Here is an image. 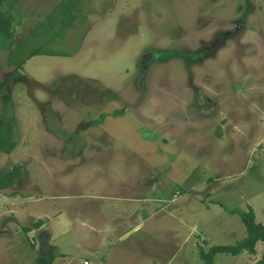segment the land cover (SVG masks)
I'll return each mask as SVG.
<instances>
[{
    "label": "rangeland",
    "instance_id": "374dc122",
    "mask_svg": "<svg viewBox=\"0 0 264 264\" xmlns=\"http://www.w3.org/2000/svg\"><path fill=\"white\" fill-rule=\"evenodd\" d=\"M7 15L0 131L15 147L0 172L19 171L0 191L4 264H35L40 233L54 264H205L247 237L232 211L264 225V0H21ZM113 196L148 219L120 241L85 211Z\"/></svg>",
    "mask_w": 264,
    "mask_h": 264
},
{
    "label": "trees",
    "instance_id": "16d2710c",
    "mask_svg": "<svg viewBox=\"0 0 264 264\" xmlns=\"http://www.w3.org/2000/svg\"><path fill=\"white\" fill-rule=\"evenodd\" d=\"M21 0H0V37L4 40L10 42L13 32L10 30V17L7 15L9 10ZM6 4L7 10L2 11V6ZM36 55H47L53 56V53H40L39 50H35L29 54V58ZM23 63L19 64L18 67H21ZM10 133L8 128H4L0 131V153L10 154L15 147L13 141H10ZM18 167L0 172V191L8 188L18 176ZM236 213L241 218V221L246 227L247 237L238 243L235 246H223V245H214L208 249L207 252H202L200 254L205 264H212L215 255L217 254H229L232 256H237L242 252H247L248 254H255V245L258 242L264 243V225L256 224L254 222V216L252 212L244 211H232ZM38 226L39 223H36ZM35 227V225H33ZM29 230V229H28ZM28 232V231H25ZM53 260V257H43L39 256L35 262L37 264H50ZM255 264H264V249L262 251L260 259Z\"/></svg>",
    "mask_w": 264,
    "mask_h": 264
},
{
    "label": "crops",
    "instance_id": "0c3cea01",
    "mask_svg": "<svg viewBox=\"0 0 264 264\" xmlns=\"http://www.w3.org/2000/svg\"><path fill=\"white\" fill-rule=\"evenodd\" d=\"M136 139H137V141H140L142 143H145V142L147 143V142L152 140V139L148 140L147 138H143V136H136ZM139 151L137 150L134 153L137 154ZM141 154H144L145 156H151L154 153L151 151V153L146 152V154H149V155H146L143 152ZM154 186H155V184L153 183V185L151 186V189L155 188ZM127 193L137 194V193H139V191L137 190V192H131L129 190ZM142 197L140 198V201H142V203H143L142 205L147 204L145 199H143L144 197L143 198ZM119 200H125V199H122L120 197L117 198L116 196H113L112 199H108L107 202H105V200H103V199H96L97 203L96 202L89 203V205H87V207L85 208L86 214L90 216L91 220L95 221L94 222L95 224L88 222V226L89 225L94 226L96 228V232L98 231L97 233L99 234L100 229L96 226H98L102 221H107L106 223L109 226L115 227V230L117 231V233H116L117 236H115L114 239L118 240V241H120L124 237V234L126 235L127 227H130L129 231H134V230L138 229L141 225H144V222L148 220L147 218L142 217L140 223L132 222L133 215L136 214V210L139 207V205H137V208L134 207L135 211L130 213L129 216H125L122 218L121 217V215H122L121 210L117 207V204H121V203H117V201H119ZM132 201H134V200H132ZM141 213H142V211L140 210L139 214H141ZM91 215H92V218H91ZM40 220H41V218L34 220L35 222L33 223V225H35V223H39ZM42 226H43V222L39 223V225L37 226L38 227L37 229L41 228ZM84 227H86V226H84ZM25 228H28V227L23 226V229H25ZM142 228L144 229V226ZM142 228L139 230H143ZM37 229H33V230H37ZM0 230L7 233L9 228L3 226V227H1ZM105 230L106 229H103L104 232H105ZM30 232H32V230H30ZM48 238H51V236L50 235L48 236L45 233H40V235L38 236L37 241L40 243V244H38V248L40 250L39 256H41V252L43 249L44 250L47 249L48 253H49V251H51L49 253V255L55 254V249H54V247H52L50 245ZM115 240H114V243L116 242ZM31 246H33V251L36 252V249H35L36 245L34 244V242H31ZM4 252L5 251L0 250V255L2 257H4V255H5ZM93 253H95V252H93ZM108 254H110V253H108ZM51 256L53 257V255H51ZM51 256H49V257H51ZM4 261H5V258H0V264H4ZM54 263H55V259H53L50 264H54ZM35 264H37V262H35ZM104 264H105V262H104Z\"/></svg>",
    "mask_w": 264,
    "mask_h": 264
},
{
    "label": "water",
    "instance_id": "95a60500",
    "mask_svg": "<svg viewBox=\"0 0 264 264\" xmlns=\"http://www.w3.org/2000/svg\"><path fill=\"white\" fill-rule=\"evenodd\" d=\"M41 256L48 257L50 255H49V253L46 252V250L43 249L42 252H41Z\"/></svg>",
    "mask_w": 264,
    "mask_h": 264
},
{
    "label": "flooded vegetation",
    "instance_id": "af4514ba",
    "mask_svg": "<svg viewBox=\"0 0 264 264\" xmlns=\"http://www.w3.org/2000/svg\"><path fill=\"white\" fill-rule=\"evenodd\" d=\"M144 58L147 59L148 56H144ZM144 61H145L144 59H143V62H142V59H141V61H140V67L143 68V69L145 68V66H144V64H143Z\"/></svg>",
    "mask_w": 264,
    "mask_h": 264
}]
</instances>
